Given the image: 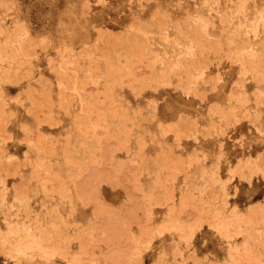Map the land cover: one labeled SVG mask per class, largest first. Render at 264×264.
Masks as SVG:
<instances>
[{
  "label": "rangeland",
  "instance_id": "1",
  "mask_svg": "<svg viewBox=\"0 0 264 264\" xmlns=\"http://www.w3.org/2000/svg\"><path fill=\"white\" fill-rule=\"evenodd\" d=\"M262 193L264 0H0V264H264Z\"/></svg>",
  "mask_w": 264,
  "mask_h": 264
},
{
  "label": "bare ground",
  "instance_id": "2",
  "mask_svg": "<svg viewBox=\"0 0 264 264\" xmlns=\"http://www.w3.org/2000/svg\"><path fill=\"white\" fill-rule=\"evenodd\" d=\"M155 36V35H154ZM229 37H230V35H229ZM175 45V44H174Z\"/></svg>",
  "mask_w": 264,
  "mask_h": 264
},
{
  "label": "snow or ice",
  "instance_id": "3",
  "mask_svg": "<svg viewBox=\"0 0 264 264\" xmlns=\"http://www.w3.org/2000/svg\"><path fill=\"white\" fill-rule=\"evenodd\" d=\"M262 195H264V193H262Z\"/></svg>",
  "mask_w": 264,
  "mask_h": 264
}]
</instances>
